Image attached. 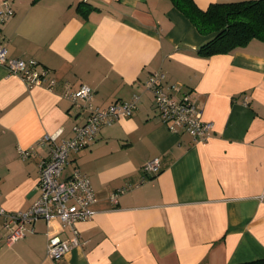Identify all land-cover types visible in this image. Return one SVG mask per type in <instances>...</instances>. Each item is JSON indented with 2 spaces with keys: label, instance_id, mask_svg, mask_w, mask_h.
Instances as JSON below:
<instances>
[{
  "label": "crops",
  "instance_id": "crops-1",
  "mask_svg": "<svg viewBox=\"0 0 264 264\" xmlns=\"http://www.w3.org/2000/svg\"><path fill=\"white\" fill-rule=\"evenodd\" d=\"M13 15L0 25L10 58L34 60L54 79L50 91L28 87L0 65V207L27 211L39 197L40 163L86 113L62 95L81 85L93 105L140 99L130 117L100 129L72 152L61 178L86 174L95 192L90 219L79 222L80 245L52 260L49 238L69 241L57 218L7 245L0 216V264H244L264 259V42L232 54L202 57L212 35H200L170 0H0ZM243 0H194L212 3ZM160 71L212 123L195 141L161 122L148 77ZM177 94L175 97H179ZM32 148L27 157L20 151ZM158 158L159 172L143 171ZM130 190L118 197L119 188ZM29 229V225L26 226Z\"/></svg>",
  "mask_w": 264,
  "mask_h": 264
},
{
  "label": "built area",
  "instance_id": "built-area-1",
  "mask_svg": "<svg viewBox=\"0 0 264 264\" xmlns=\"http://www.w3.org/2000/svg\"><path fill=\"white\" fill-rule=\"evenodd\" d=\"M13 15V10L4 1L0 9V25ZM0 65L4 66L9 75L22 79L28 87L44 86L52 90L55 81L47 77V71L38 68L34 60L10 58L7 48L0 44ZM144 91L153 94L158 117L168 129L174 133L186 132L195 141L205 142L210 138L212 123L203 119V110L189 93L182 92L179 86L168 84L165 75L152 73L144 82ZM179 94V97L175 95ZM94 90L88 85H81L75 92L66 91L62 97L72 105L86 113L85 121L73 127L71 138L55 142L54 136H45L36 143V147L49 145V156L40 163L39 197L24 212H7L0 207L3 217L4 240L7 245L33 233L32 225L37 220L48 223L57 218L63 228L71 231L69 241L59 237H51L46 244V255L52 260L65 256L73 247L79 246V232L76 225L92 217L91 206L95 203V192L86 174L74 170L63 179L62 171L69 163L72 152L88 147L97 137L100 129L110 126L121 118L130 117L140 99L139 94L133 95L128 101H115L106 108L99 109L93 105ZM32 148L20 151L21 157H27ZM160 160L154 158L145 161L142 169L145 173L156 175L159 172ZM130 186L122 187L110 194V200L117 204L118 197L130 190ZM29 225V229H27Z\"/></svg>",
  "mask_w": 264,
  "mask_h": 264
},
{
  "label": "trees",
  "instance_id": "trees-1",
  "mask_svg": "<svg viewBox=\"0 0 264 264\" xmlns=\"http://www.w3.org/2000/svg\"><path fill=\"white\" fill-rule=\"evenodd\" d=\"M170 1L200 35H212L197 51L202 57L232 54L254 40L264 42V0L212 3L206 9L194 0ZM244 264H264V259Z\"/></svg>",
  "mask_w": 264,
  "mask_h": 264
}]
</instances>
